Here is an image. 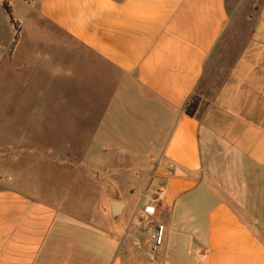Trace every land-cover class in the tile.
Instances as JSON below:
<instances>
[{"label": "crops", "instance_id": "1", "mask_svg": "<svg viewBox=\"0 0 264 264\" xmlns=\"http://www.w3.org/2000/svg\"><path fill=\"white\" fill-rule=\"evenodd\" d=\"M24 2L101 106L71 126L88 137L67 153L79 195L40 197L22 171L0 188V264H264V0ZM146 205L165 225L154 253L132 231Z\"/></svg>", "mask_w": 264, "mask_h": 264}, {"label": "rangeland", "instance_id": "2", "mask_svg": "<svg viewBox=\"0 0 264 264\" xmlns=\"http://www.w3.org/2000/svg\"><path fill=\"white\" fill-rule=\"evenodd\" d=\"M3 1L11 6L13 23L2 7ZM35 20L24 0H0V188L11 178L19 181L16 172L22 171L25 178L19 187L38 191L40 197L73 198L80 193L65 185L75 183L74 176L67 173L78 165L73 162L77 160H68L67 153L82 152L88 137L84 129L71 126L79 124L85 113L94 119L97 116L101 98L94 96V90L99 89L100 80L86 76L85 69L90 66L55 45L52 28L39 22L36 27ZM20 26L24 37L18 41L16 54L9 58V29L15 36ZM39 53H43V60L36 57ZM69 67L78 72L74 78L67 76ZM75 178L79 183L83 180ZM85 178L88 182L87 178L93 181L95 177ZM108 194L126 197L130 193ZM76 210L68 208L73 214L79 213ZM152 218L159 222L161 216L157 213ZM143 224H134L132 231L145 236Z\"/></svg>", "mask_w": 264, "mask_h": 264}, {"label": "built area", "instance_id": "3", "mask_svg": "<svg viewBox=\"0 0 264 264\" xmlns=\"http://www.w3.org/2000/svg\"><path fill=\"white\" fill-rule=\"evenodd\" d=\"M159 196L164 194V190L161 188L158 191ZM154 206L146 205L143 208V215L141 216V221L144 223L142 226V232L145 233L150 241V251L151 253L156 252L159 247L163 244L165 238V225L161 222H155L153 220L154 216Z\"/></svg>", "mask_w": 264, "mask_h": 264}, {"label": "trees", "instance_id": "4", "mask_svg": "<svg viewBox=\"0 0 264 264\" xmlns=\"http://www.w3.org/2000/svg\"><path fill=\"white\" fill-rule=\"evenodd\" d=\"M2 7L5 10V12L7 13V15L9 16L10 22L13 23L14 20L12 18V11H11V8L8 5V3L3 1ZM196 106H197V98L193 96L191 98V101L186 106V109H185L186 114L189 116H193Z\"/></svg>", "mask_w": 264, "mask_h": 264}, {"label": "water", "instance_id": "5", "mask_svg": "<svg viewBox=\"0 0 264 264\" xmlns=\"http://www.w3.org/2000/svg\"><path fill=\"white\" fill-rule=\"evenodd\" d=\"M110 206V215L113 219H117L119 215L122 213L123 208L125 207V203L120 200L110 199L109 200Z\"/></svg>", "mask_w": 264, "mask_h": 264}]
</instances>
